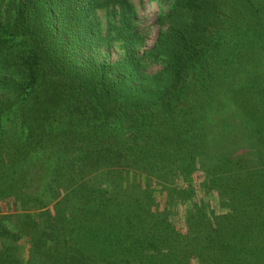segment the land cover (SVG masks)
<instances>
[{"label":"trees","instance_id":"16d2710c","mask_svg":"<svg viewBox=\"0 0 264 264\" xmlns=\"http://www.w3.org/2000/svg\"><path fill=\"white\" fill-rule=\"evenodd\" d=\"M160 1L0 0V264H264V0Z\"/></svg>","mask_w":264,"mask_h":264},{"label":"rangeland","instance_id":"374dc122","mask_svg":"<svg viewBox=\"0 0 264 264\" xmlns=\"http://www.w3.org/2000/svg\"><path fill=\"white\" fill-rule=\"evenodd\" d=\"M160 0H131V4L133 8L135 9V14L137 17V23L141 29H148L149 31L146 32V37L148 36L147 40V47L146 49H150L155 44L159 28L156 26L157 17L161 12H165L167 10V6L164 4H160ZM99 17L102 21V25H105L107 22V19L105 17V12L99 13ZM106 26V25H105ZM104 27V26H103ZM122 51L120 50V47L118 45H115L113 49H111L110 55L112 61H117L122 56ZM159 68L154 67L151 69V71L155 72ZM202 176H198L197 180L201 181ZM153 188L156 190V200H157V206L158 208H162L164 206V193L163 189L159 186H153ZM182 212V211H181ZM181 212H177L174 219V224L177 223L179 226V221L181 220ZM27 246L24 245L23 249L27 250ZM25 255H28L26 251H23Z\"/></svg>","mask_w":264,"mask_h":264}]
</instances>
